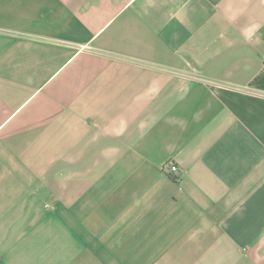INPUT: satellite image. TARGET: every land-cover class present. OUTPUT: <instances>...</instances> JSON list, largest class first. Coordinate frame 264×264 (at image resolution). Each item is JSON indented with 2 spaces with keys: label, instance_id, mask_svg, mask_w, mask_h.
I'll use <instances>...</instances> for the list:
<instances>
[{
  "label": "crops",
  "instance_id": "0c3cea01",
  "mask_svg": "<svg viewBox=\"0 0 264 264\" xmlns=\"http://www.w3.org/2000/svg\"><path fill=\"white\" fill-rule=\"evenodd\" d=\"M0 264H264V0H0Z\"/></svg>",
  "mask_w": 264,
  "mask_h": 264
},
{
  "label": "built area",
  "instance_id": "2783aa9c",
  "mask_svg": "<svg viewBox=\"0 0 264 264\" xmlns=\"http://www.w3.org/2000/svg\"><path fill=\"white\" fill-rule=\"evenodd\" d=\"M163 172L167 173L169 176L176 178L179 174V166L172 160L168 161L163 165ZM179 181V179H177Z\"/></svg>",
  "mask_w": 264,
  "mask_h": 264
}]
</instances>
